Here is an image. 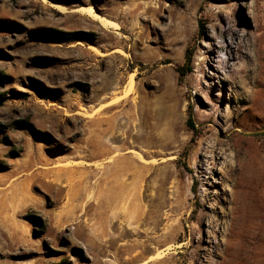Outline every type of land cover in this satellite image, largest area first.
I'll return each instance as SVG.
<instances>
[{
	"label": "rangeland",
	"instance_id": "1",
	"mask_svg": "<svg viewBox=\"0 0 264 264\" xmlns=\"http://www.w3.org/2000/svg\"><path fill=\"white\" fill-rule=\"evenodd\" d=\"M56 1L0 0V264H264V0Z\"/></svg>",
	"mask_w": 264,
	"mask_h": 264
},
{
	"label": "bare ground",
	"instance_id": "2",
	"mask_svg": "<svg viewBox=\"0 0 264 264\" xmlns=\"http://www.w3.org/2000/svg\"><path fill=\"white\" fill-rule=\"evenodd\" d=\"M45 1L49 5H51V7L55 8L57 10H60V11L64 10L63 7L56 0H45ZM78 12L81 13L82 15L88 16L94 23L100 24V26L106 31V33L108 35H111L112 31H114L113 33H115V35H116V44L117 45H125V43L128 42V38L121 34L122 26L119 23H117V22H115L113 20H110V19H108V18H106L104 16H101L100 14H98L95 11V9L93 7H90V6L89 7H81V8L78 9ZM114 53H116V54H114ZM111 54H114V55L119 54V55H122V56H123V54H125L127 57L129 56V54L124 52L122 49H117L114 52H112ZM133 79L130 80L131 81L130 82L131 86L133 85ZM130 83H129V85H130ZM116 105H117V103H116ZM134 120L133 121L131 120V122L129 123V125H131V127H133L132 123H134ZM115 125H116V123H115ZM117 126H118V124H117ZM136 129H139V128L136 127ZM139 134L137 132L134 135V137H136ZM123 135L124 134H122L121 136H123ZM127 137H129V135ZM131 144L133 145L134 142H131ZM110 145L111 146L108 147V149L103 148V150L99 151L97 153V155H99V154L100 155H105V154H108V153L114 151V149L118 148V146L115 145L114 143H110ZM112 159L113 160H110V161L107 162V165L105 166V168L100 170V173H101V177L100 178L101 179L99 180L100 184H99V187H98L99 189H97V190H99L98 191L99 193H100L101 190L102 191H101L100 194L98 193L99 194L98 195V197H99V200H98L99 201V205L101 204L103 206L104 204L109 203V201L111 199L115 201L116 205H118L120 202H122V205L120 206L121 209L119 211L121 213H123V211H124L125 213H123V214H126V212L129 210V207L132 206V203L134 202L135 198L139 197V193H140V184L134 183V185H130V184L127 183V181L131 177H134V179L136 181L141 180L143 178L142 173H143L144 169H146L147 167L144 164L133 163V161L129 162V161L124 160V159L122 161H118L117 160L118 158H116V155ZM83 180H85V179H83ZM95 192H97V191H95ZM79 199H80V197H79ZM108 199H109V201H107ZM96 204L97 203L93 202L90 205H88V207H90L91 205H96ZM106 207H108V205ZM106 207L104 206V208H106ZM107 211H109L110 213H109V215L105 216L103 221H104L105 226L109 227L108 226V222H109L110 216L114 215L113 214L114 213V207H112V209H111V207L107 208ZM85 212H87V211H85ZM141 213H143V212L141 211ZM85 214L87 215V213H85ZM134 218H135V216H134ZM137 218H138V216H137ZM136 233H138V232L136 231ZM121 234L123 235V233H121ZM145 253H146L145 250H143L140 253L134 255L129 261L136 262V261H138L140 259H143Z\"/></svg>",
	"mask_w": 264,
	"mask_h": 264
},
{
	"label": "trees",
	"instance_id": "3",
	"mask_svg": "<svg viewBox=\"0 0 264 264\" xmlns=\"http://www.w3.org/2000/svg\"><path fill=\"white\" fill-rule=\"evenodd\" d=\"M192 58L190 56H187L186 59V65L182 66V67H177V72L180 75V79L183 80L188 73L192 72ZM188 127L190 129L191 132L196 133V126L194 125L192 119L190 118L188 121Z\"/></svg>",
	"mask_w": 264,
	"mask_h": 264
}]
</instances>
